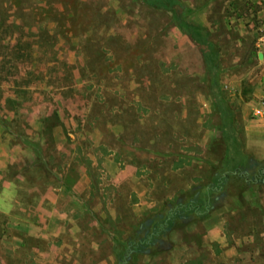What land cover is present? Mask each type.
Segmentation results:
<instances>
[{"label": "rangeland", "instance_id": "rangeland-1", "mask_svg": "<svg viewBox=\"0 0 264 264\" xmlns=\"http://www.w3.org/2000/svg\"><path fill=\"white\" fill-rule=\"evenodd\" d=\"M176 1L192 19L208 15L219 52L213 88L171 14L142 0H0V140L51 166L87 168L79 193L98 214L84 203V248L68 252L85 264H264V132L256 134L264 120L255 113L264 95V0ZM108 91L128 101L124 113L109 109ZM217 98L233 113L237 170H227L234 149L219 130ZM184 110L192 121H180ZM223 164L229 179L210 194L211 211H180L149 238L173 208L203 198ZM122 169L129 173L116 182ZM51 173L58 187L59 172Z\"/></svg>", "mask_w": 264, "mask_h": 264}, {"label": "crops", "instance_id": "crops-1", "mask_svg": "<svg viewBox=\"0 0 264 264\" xmlns=\"http://www.w3.org/2000/svg\"><path fill=\"white\" fill-rule=\"evenodd\" d=\"M201 15L197 14L193 20L206 28L204 23L208 21V15L203 18ZM186 38L191 44V40ZM261 91L264 94V90ZM108 92L107 97L113 98L110 101L106 98L109 109L124 113L128 101L115 91ZM140 106L145 110L148 108L142 101ZM184 111L186 113L182 112L180 121H192L191 114ZM255 111L258 121L264 120V95L263 100L256 104ZM261 132L264 129L256 134L262 136ZM88 133H92L91 129H81L79 135ZM53 170H58L60 175L58 187L52 186ZM127 173L128 169H122L111 176L118 182ZM88 175L87 168L77 160L51 166L40 153L29 147H21L19 142L0 140V264H85L77 256L69 257L68 252L84 248L77 233H81L78 220L86 212L85 204L91 206V214H98L93 208L96 201L79 193L89 180ZM69 239H74L71 247Z\"/></svg>", "mask_w": 264, "mask_h": 264}, {"label": "trees", "instance_id": "trees-1", "mask_svg": "<svg viewBox=\"0 0 264 264\" xmlns=\"http://www.w3.org/2000/svg\"><path fill=\"white\" fill-rule=\"evenodd\" d=\"M145 4L156 8L163 9L166 12H169L172 16V21L174 26L178 27L179 30L185 34L191 42L197 47L206 70V74L210 79L211 87L213 88L217 82V74L219 72V52L217 46L209 40V32L207 28L196 23L192 17H188V13H191L190 10H187L186 13L178 12L174 7L178 2L176 0H142ZM217 116L219 118V130L223 132L224 137L227 140V144L230 145V149L226 154L228 159L226 162L231 163L227 167L228 169H235L241 161V154L239 151V142L237 139V132L233 126L234 118L231 109L226 105L222 99H216L214 103ZM225 164L222 165L221 170H219L214 178L212 184H210L203 193V198L196 202H189L186 205H179L169 211L164 220L161 222H156L155 229L149 235V238H157L161 233L166 231L169 223L175 219V217L180 214V211L188 212L191 211L195 215H200L205 217L211 211L210 205V194L214 192H219L223 185L227 183L229 179V173L226 172V168H223ZM239 174V171H237ZM259 176L262 177L264 174L262 171H259ZM244 177H247L244 175ZM149 238H147L149 240ZM127 252L129 250H126Z\"/></svg>", "mask_w": 264, "mask_h": 264}, {"label": "built area", "instance_id": "built-area-1", "mask_svg": "<svg viewBox=\"0 0 264 264\" xmlns=\"http://www.w3.org/2000/svg\"><path fill=\"white\" fill-rule=\"evenodd\" d=\"M257 42L258 48L262 49L264 53V32L258 37Z\"/></svg>", "mask_w": 264, "mask_h": 264}, {"label": "water", "instance_id": "water-1", "mask_svg": "<svg viewBox=\"0 0 264 264\" xmlns=\"http://www.w3.org/2000/svg\"><path fill=\"white\" fill-rule=\"evenodd\" d=\"M258 58H259V59H262V58H263L262 53H260V54L258 55Z\"/></svg>", "mask_w": 264, "mask_h": 264}]
</instances>
